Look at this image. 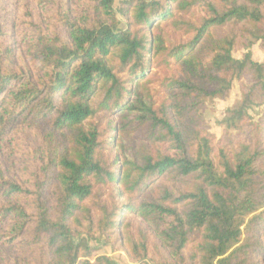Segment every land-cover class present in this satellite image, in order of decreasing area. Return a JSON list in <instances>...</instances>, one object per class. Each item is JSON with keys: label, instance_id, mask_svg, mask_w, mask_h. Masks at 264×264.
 Masks as SVG:
<instances>
[{"label": "trees", "instance_id": "16d2710c", "mask_svg": "<svg viewBox=\"0 0 264 264\" xmlns=\"http://www.w3.org/2000/svg\"><path fill=\"white\" fill-rule=\"evenodd\" d=\"M263 26L264 0H0V264H121L91 241L128 212L131 264H264V63L233 56ZM235 80L217 145L202 114ZM135 124L162 148L131 159Z\"/></svg>", "mask_w": 264, "mask_h": 264}, {"label": "rangeland", "instance_id": "374dc122", "mask_svg": "<svg viewBox=\"0 0 264 264\" xmlns=\"http://www.w3.org/2000/svg\"><path fill=\"white\" fill-rule=\"evenodd\" d=\"M199 16H200V10L195 9L191 14L188 15V18L196 21L199 18ZM164 29L167 32V37L172 42H177L179 40H183L186 38V35L182 32L175 33L170 28H164ZM216 32L218 33V31ZM223 32H225V30H223ZM262 32H264V26ZM251 39H253V44L249 49H247L243 44L244 42L240 40L233 50V56L238 59H241L244 57L245 53L250 51L252 53V58L254 61L264 63V48L262 47V42L254 38ZM177 66L178 65L176 64L170 68H166L164 66L154 67L151 70V73L154 76V79H160L166 75H170L175 71H179V70H175ZM153 88L154 89L158 88V83H154ZM102 99H103V91L99 92L93 98L92 101L93 106H97L102 101ZM240 101H241V86H240V81L238 80H235L233 82L232 89L227 98L207 99V104L205 110L203 111L202 119L204 125L207 128V131L213 135L215 144L219 145L226 143V140H224L225 125L223 124V121L228 114V110L230 108L237 107L240 104ZM256 101L260 102L262 101V99H260L257 96ZM263 109H264L263 105H257L250 110V113L252 114L254 120H258L260 118ZM93 120L96 122L101 120V123L103 124L106 122V118L103 113H100L97 116L93 117ZM141 134H142V129H140L139 127L137 128L135 124L129 128V130L124 136L126 152L131 159L136 157H141L148 153H153L157 149L162 148V145L159 142L145 140L141 138ZM234 146H236V144ZM164 182L167 183V181L165 180ZM124 216H125V223L127 228L124 229V232L120 235L121 240H118L115 246H112V244H108V243L106 244L105 238L98 239L97 241L93 240L91 241V244L100 246L99 253H106L112 256L113 258H115L121 264H131L127 253V250L130 248L129 239L132 235L138 236L139 226L146 227V225L136 215H134L131 212L125 213L123 217Z\"/></svg>", "mask_w": 264, "mask_h": 264}]
</instances>
